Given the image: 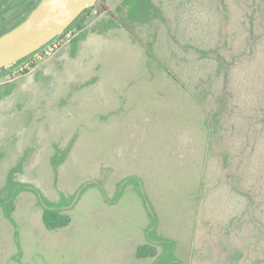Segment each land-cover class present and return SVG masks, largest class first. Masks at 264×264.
Instances as JSON below:
<instances>
[{"label": "rangeland", "instance_id": "1", "mask_svg": "<svg viewBox=\"0 0 264 264\" xmlns=\"http://www.w3.org/2000/svg\"><path fill=\"white\" fill-rule=\"evenodd\" d=\"M153 5L148 19L98 0L50 54L5 66L0 191L11 176L53 201L95 185L55 230L33 192L13 221L0 206V264H155L137 183L115 200L129 176L184 264H264V0Z\"/></svg>", "mask_w": 264, "mask_h": 264}, {"label": "trees", "instance_id": "2", "mask_svg": "<svg viewBox=\"0 0 264 264\" xmlns=\"http://www.w3.org/2000/svg\"><path fill=\"white\" fill-rule=\"evenodd\" d=\"M123 5L129 7L131 15H137L150 19L156 13L153 11V0H123ZM75 23L76 21L70 26V28L73 27ZM1 35L2 34H0V36ZM82 37L83 35L76 37L73 44L76 46ZM32 55L26 57L25 59H29L30 57L32 58ZM17 63H19V61ZM10 72L11 70L7 71L5 70V67L0 68V78ZM8 93L9 91L6 94ZM55 165L57 164L55 163ZM130 181L137 183L138 193L143 200L146 210L148 211L151 222L146 228L147 237L150 239V242L154 245V247L161 245L164 248V251L158 257L155 264H184V262L176 255L175 241L158 233L159 217L148 193L145 190L144 182L140 177L129 176L126 178L123 183H121L120 191L115 197V200H118L122 196L124 187L127 186V184H130L128 183ZM94 185V183H87L77 189L74 194L67 196L62 193L60 200L53 201L48 199L35 185L16 181L11 176L7 186L0 191V206L3 208L5 217L13 221L12 214L15 209V201L18 194L24 191L33 192L37 197L39 206L43 209V221L45 226L48 229L55 230L65 227L71 222V215L69 214V211L76 206L84 193ZM139 252L141 256L149 255L150 246H142Z\"/></svg>", "mask_w": 264, "mask_h": 264}, {"label": "water", "instance_id": "3", "mask_svg": "<svg viewBox=\"0 0 264 264\" xmlns=\"http://www.w3.org/2000/svg\"><path fill=\"white\" fill-rule=\"evenodd\" d=\"M98 0H40L14 28L0 36V68L31 55L64 30Z\"/></svg>", "mask_w": 264, "mask_h": 264}, {"label": "flooded vegetation", "instance_id": "4", "mask_svg": "<svg viewBox=\"0 0 264 264\" xmlns=\"http://www.w3.org/2000/svg\"><path fill=\"white\" fill-rule=\"evenodd\" d=\"M3 1H5V2L0 5V11H3L4 8H8L9 7L6 11H3V13H5V12H7L10 9V6H14L13 9H12V11H16V14H15V18L13 19L14 22L12 24H10L8 26L0 25V34H3L4 32H7V31L11 30L17 24H19L37 6V4L39 3L40 0H3ZM82 13L78 16V18L82 15ZM76 20H74V22ZM74 22L72 24H74ZM72 24H70L64 30V32L61 34V36H59L57 39H53V40L49 41L47 44H45L44 46H42L40 49H38L37 51H35L34 53H32L33 55L32 54L31 55L34 57L39 52L45 51V49L50 44L55 43L56 41L62 40L61 38L64 37L66 35V33L70 30V26ZM25 58L22 59V60H20L19 63L20 64L25 63L28 60V59H25ZM29 59H31V57Z\"/></svg>", "mask_w": 264, "mask_h": 264}, {"label": "built area", "instance_id": "5", "mask_svg": "<svg viewBox=\"0 0 264 264\" xmlns=\"http://www.w3.org/2000/svg\"><path fill=\"white\" fill-rule=\"evenodd\" d=\"M55 47H57V43H56V42L50 44V45L45 49V51H43V52H39V53H42V54H50V53L54 50Z\"/></svg>", "mask_w": 264, "mask_h": 264}]
</instances>
